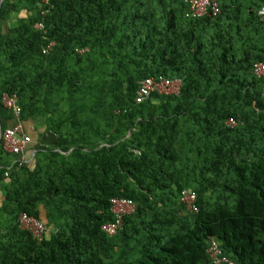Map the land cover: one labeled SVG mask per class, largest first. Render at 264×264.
Here are the masks:
<instances>
[{
	"label": "trees",
	"instance_id": "1",
	"mask_svg": "<svg viewBox=\"0 0 264 264\" xmlns=\"http://www.w3.org/2000/svg\"><path fill=\"white\" fill-rule=\"evenodd\" d=\"M217 2L192 18L181 0L4 1L3 130L16 121L2 97L16 94L32 139L54 142L22 166L0 146V264H215L212 241L264 264V0ZM150 78L179 94L138 103ZM113 199L135 211L111 236Z\"/></svg>",
	"mask_w": 264,
	"mask_h": 264
},
{
	"label": "built area",
	"instance_id": "2",
	"mask_svg": "<svg viewBox=\"0 0 264 264\" xmlns=\"http://www.w3.org/2000/svg\"><path fill=\"white\" fill-rule=\"evenodd\" d=\"M43 4L49 5L50 0H39ZM189 5V14L192 18H201L209 13H218L217 0H181ZM36 29H42V24H36ZM55 43H51L43 50L44 54H48L54 47ZM253 72L258 77H264V63H258L254 66ZM181 87L180 81H170L165 78H159L155 80L153 78L145 80L141 87L139 94L136 98L138 103L144 102L149 99L153 92L159 94H179ZM3 106L10 111L15 118L16 124L3 132L2 143L5 151L14 156L13 165L22 166L27 163L23 157L27 152L31 143V138L24 133L23 124L21 121L22 109L18 103V97L16 94H4L1 100ZM228 125L235 126L237 122L230 120ZM8 176V174H6ZM183 201L187 204L188 210L196 211L195 206H192L196 196L185 192L183 194ZM135 211V204L131 200L127 199H113L112 200V212L116 216V221L110 224H106L102 227L103 231L108 235H114L121 228L123 218ZM20 228L32 233L35 239L42 241L46 238L48 231L45 225L27 214H22L19 219ZM208 253L211 255L215 264H235L227 258H221V251L218 244L215 241L211 242Z\"/></svg>",
	"mask_w": 264,
	"mask_h": 264
},
{
	"label": "crops",
	"instance_id": "3",
	"mask_svg": "<svg viewBox=\"0 0 264 264\" xmlns=\"http://www.w3.org/2000/svg\"><path fill=\"white\" fill-rule=\"evenodd\" d=\"M24 128V127H23ZM24 133L27 134L28 136H30L31 138V145H29L27 152L24 153L23 157L25 158V160L27 161V163L32 164L34 161V157H35V151H31V148L35 145H37L38 147H48L50 144H52L54 141V136L52 134H46L41 138L39 137H34L32 139L31 137V129L30 130H25L24 128ZM4 196H5V183L4 184H0V207L3 203L4 200Z\"/></svg>",
	"mask_w": 264,
	"mask_h": 264
},
{
	"label": "water",
	"instance_id": "4",
	"mask_svg": "<svg viewBox=\"0 0 264 264\" xmlns=\"http://www.w3.org/2000/svg\"><path fill=\"white\" fill-rule=\"evenodd\" d=\"M4 1L5 0H0V10H1V7H2ZM3 132H4V130H3V127H2V124H1V120H0V146L2 144V135H3Z\"/></svg>",
	"mask_w": 264,
	"mask_h": 264
}]
</instances>
